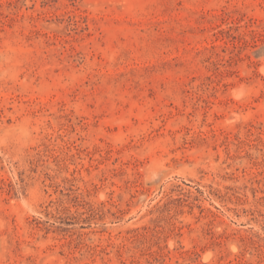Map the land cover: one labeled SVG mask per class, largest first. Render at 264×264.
Listing matches in <instances>:
<instances>
[{
    "label": "rangeland",
    "instance_id": "1",
    "mask_svg": "<svg viewBox=\"0 0 264 264\" xmlns=\"http://www.w3.org/2000/svg\"><path fill=\"white\" fill-rule=\"evenodd\" d=\"M0 264H264V0H0Z\"/></svg>",
    "mask_w": 264,
    "mask_h": 264
},
{
    "label": "bare ground",
    "instance_id": "2",
    "mask_svg": "<svg viewBox=\"0 0 264 264\" xmlns=\"http://www.w3.org/2000/svg\"><path fill=\"white\" fill-rule=\"evenodd\" d=\"M237 92V91H236ZM241 95V94H240Z\"/></svg>",
    "mask_w": 264,
    "mask_h": 264
}]
</instances>
